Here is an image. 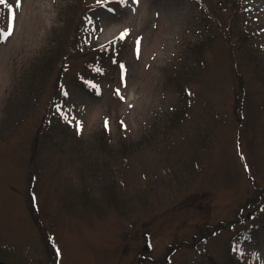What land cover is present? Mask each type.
I'll use <instances>...</instances> for the list:
<instances>
[{
    "label": "rangeland",
    "instance_id": "1",
    "mask_svg": "<svg viewBox=\"0 0 264 264\" xmlns=\"http://www.w3.org/2000/svg\"><path fill=\"white\" fill-rule=\"evenodd\" d=\"M232 3H0V263L264 264V0Z\"/></svg>",
    "mask_w": 264,
    "mask_h": 264
},
{
    "label": "snow or ice",
    "instance_id": "2",
    "mask_svg": "<svg viewBox=\"0 0 264 264\" xmlns=\"http://www.w3.org/2000/svg\"><path fill=\"white\" fill-rule=\"evenodd\" d=\"M5 2H6V0H0V3H5ZM19 4H20V0H15V5H16V6H19ZM8 6H9V8L12 7L11 4H9ZM10 31H11V24H9L8 29H7V32H6L4 29H0V37H2V36H4V35H7L8 33H10ZM127 32H128V29H127V28H124V29L119 33V35H120L121 37H123L124 34L127 33ZM138 49H139V38H137V50H138ZM91 83H92V82L89 81V84H91ZM77 127H78V129H79V127H80L79 123L77 124ZM105 127H107V117H105Z\"/></svg>",
    "mask_w": 264,
    "mask_h": 264
},
{
    "label": "trees",
    "instance_id": "3",
    "mask_svg": "<svg viewBox=\"0 0 264 264\" xmlns=\"http://www.w3.org/2000/svg\"><path fill=\"white\" fill-rule=\"evenodd\" d=\"M219 1V3H220V8H223V9H226V8H228L229 9V7H230V5L232 4V7H236L232 2L234 1V0H218ZM230 3V5H228ZM48 63L49 62H44V63H42V67L40 68V70L41 71H44L46 68H47V65H48ZM36 141V140H35ZM36 143L37 142H34V144H35V146H36ZM102 147V146H101ZM97 150H99V152H101V151H103V148H97ZM123 152L125 151V150H122Z\"/></svg>",
    "mask_w": 264,
    "mask_h": 264
},
{
    "label": "bare ground",
    "instance_id": "4",
    "mask_svg": "<svg viewBox=\"0 0 264 264\" xmlns=\"http://www.w3.org/2000/svg\"><path fill=\"white\" fill-rule=\"evenodd\" d=\"M112 33H114V30H113V28L112 29H110V30H108L107 32H104L103 34H102V36H110V34H112Z\"/></svg>",
    "mask_w": 264,
    "mask_h": 264
},
{
    "label": "water",
    "instance_id": "5",
    "mask_svg": "<svg viewBox=\"0 0 264 264\" xmlns=\"http://www.w3.org/2000/svg\"><path fill=\"white\" fill-rule=\"evenodd\" d=\"M0 264H3V263H0Z\"/></svg>",
    "mask_w": 264,
    "mask_h": 264
}]
</instances>
